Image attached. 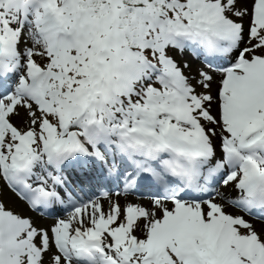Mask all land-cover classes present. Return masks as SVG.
Listing matches in <instances>:
<instances>
[{
    "label": "snow or ice",
    "instance_id": "snow-or-ice-1",
    "mask_svg": "<svg viewBox=\"0 0 264 264\" xmlns=\"http://www.w3.org/2000/svg\"><path fill=\"white\" fill-rule=\"evenodd\" d=\"M0 264H264V0H0Z\"/></svg>",
    "mask_w": 264,
    "mask_h": 264
}]
</instances>
